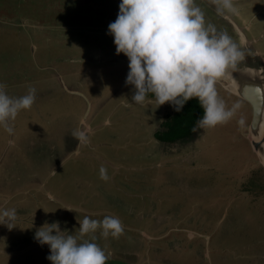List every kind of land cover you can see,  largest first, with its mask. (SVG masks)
Wrapping results in <instances>:
<instances>
[{
  "label": "rangeland",
  "instance_id": "1",
  "mask_svg": "<svg viewBox=\"0 0 264 264\" xmlns=\"http://www.w3.org/2000/svg\"><path fill=\"white\" fill-rule=\"evenodd\" d=\"M119 3L120 0H0V84L5 85L4 91L11 97H19L27 93L25 89L37 87L38 84L29 81L35 62H41V70L46 67L47 72L61 77L64 82L65 75L77 72L90 101V111L83 117L85 123H81L83 118L79 123L77 120V129L81 123L83 135L89 133L86 127L90 126L93 114L98 116V123L105 122L101 130L106 132L107 125L111 127L119 113L131 115L128 123L132 128L136 127V132H144L147 136L153 134L155 129L160 128L167 111L166 104L158 106L155 102L151 108H147L145 105L155 98L149 93L142 105L133 102L136 111L133 115L132 110L108 99L111 93L108 89L116 87L115 78L119 73L113 62L120 57L123 61L121 69L128 66V58L117 55L115 45H112L113 49L100 50V47L112 41L108 25L115 21ZM244 3L247 12L248 9L249 13L254 11L250 8L251 2ZM195 4L201 6L206 17L215 15L213 0H195ZM210 7H213V12ZM92 32L96 36L94 41L82 40L79 49L73 47L75 39ZM250 49L255 51L252 46ZM248 60L254 66L261 63L262 58L253 55ZM236 63L242 64L240 61ZM65 79L68 80L67 77ZM42 88L47 89V84H43ZM64 88V85L55 87L52 93L57 94ZM104 90L107 92L100 100L92 99L89 94L97 96ZM218 95L227 108L233 109V116L227 122L210 128L214 133L204 135L203 132L189 147H182L176 142H160L157 138V141L146 146L148 152L144 153L142 138H139L127 140L138 152L129 157L119 154L122 151L119 143H124L123 139L115 144L114 139L102 143L101 137H96L92 141L97 146L91 148L93 143L68 130L56 133L51 138L55 148L64 140L58 149H54L53 155L44 152L35 153L34 156L31 150L26 151L27 156H34L31 159L34 165L29 170L35 172L53 168L56 163L54 155L59 157L64 146L71 141L76 140L84 145L80 153L83 157L70 156L67 162L76 171L71 173L69 182L85 179V198L79 199L80 194L72 197L76 207H68L64 216L57 215L48 224L59 221L66 235L79 236L78 221L85 217L95 220H102L105 216L118 217L123 231L117 237L105 238L98 228L79 238L80 242L92 241L100 247L109 242L112 249H104L108 256L106 264H145V259L149 262L147 244L141 249L145 257H134L145 237L153 245H158V250H155L156 246L153 249L156 260L161 264H168L170 260L172 264L177 261L183 264H264V252H261L264 249V167L259 165L257 158L255 161L256 154L248 140L251 105L244 99L232 97L229 101L230 96L223 93ZM41 97H46V93L36 89L35 101ZM129 104L132 105L131 102ZM48 107L56 127L64 118L75 121L73 116L67 118L62 98L60 102L53 99ZM25 112L22 110L17 116ZM92 119L95 118L92 116ZM10 123L15 125V122ZM1 128L4 129L0 127V131ZM116 130H121V127L116 126ZM108 135L110 139L113 138L111 134ZM7 138L2 137L0 132V140H9ZM159 155H163V158ZM254 165L258 167L249 172ZM156 167L162 170H154ZM102 168L108 176L107 180L101 179ZM23 170L26 171L25 168ZM249 183L254 190L249 188ZM30 185L26 184L25 188ZM38 192L45 195L40 197L41 202L46 199L54 205L43 190ZM198 194L201 200L196 202L194 196ZM37 199L39 201V197ZM93 205L100 210L91 211ZM196 211L197 218L209 211V223L203 225L202 220L199 223L188 222ZM44 213L47 214L48 210L45 209ZM69 215H72L70 219ZM30 220L26 221V225ZM35 227L39 228L37 221ZM9 238L16 244L21 235L14 234ZM45 246L39 244L38 248L25 256L2 252L0 264H52L47 259L49 246ZM122 250L124 254H119Z\"/></svg>",
  "mask_w": 264,
  "mask_h": 264
},
{
  "label": "clouds",
  "instance_id": "2",
  "mask_svg": "<svg viewBox=\"0 0 264 264\" xmlns=\"http://www.w3.org/2000/svg\"><path fill=\"white\" fill-rule=\"evenodd\" d=\"M218 15L236 14L233 0H213ZM119 12L108 25L116 54L123 53L129 61L126 85L134 88L132 101L142 105L151 93L156 103L168 102L180 112L185 103L197 98L203 115L195 127L210 129L227 122L233 109L219 97L216 83L230 66L244 58V52L227 32L205 23V15L195 0H120ZM0 84V127L11 134L13 121L22 110L29 109L36 98V89L11 97ZM82 137L81 133H74ZM101 179L107 180L101 169ZM16 210L0 211V224L10 225ZM79 222V236L65 234L60 222L45 223L34 234L41 245H48L47 259L52 264H106L104 249L80 237L101 229L103 237H117L122 231L118 217L102 220L85 217Z\"/></svg>",
  "mask_w": 264,
  "mask_h": 264
},
{
  "label": "crops",
  "instance_id": "3",
  "mask_svg": "<svg viewBox=\"0 0 264 264\" xmlns=\"http://www.w3.org/2000/svg\"><path fill=\"white\" fill-rule=\"evenodd\" d=\"M71 73V72H69ZM67 77L68 80L65 79ZM64 81H61V77L54 75L51 72L47 71H36L33 73V78L31 79V83L38 84L37 87H34L37 90H41L42 93H46L48 97L50 98L53 95L59 96L62 98L65 102H68L69 106L72 108V116L75 118V121L70 122L68 119L64 118L61 119L60 125L56 127L55 122L51 119V114L49 112V103L50 101L46 98L47 102H45L44 108H43V114L38 110L37 105L30 108L31 114L27 117L28 120L24 118V114L20 117H23L20 119V117L16 116L17 125L15 135L13 133L9 134L4 129L1 128V136L3 137V134L7 133L9 140H0V160H4L2 162H8L9 169L3 170V167L0 166V180L5 179V181L2 182V185H10L12 189H14L13 194H4L2 190H0V211H3L4 209H15L16 210V218L10 225L7 226V224H0V256L2 255V252H5L10 255H27L34 249L39 247V244L33 235V238L29 240L27 243H23L22 240L25 236V232H29L31 235L32 232L30 229H35L36 231L44 226L45 223L52 220V218H55L57 215L64 216V213L66 214V211L68 210V207H76L75 204H73L75 199L71 196H65L60 191H57L55 187V183H60L58 181L59 172L64 173H75V171H65L64 166L67 162V159L70 156H77V157H83L80 153L84 147L83 143L78 141H71L68 146H64L63 153L61 155L56 156L54 155V159L56 160V163L53 168L49 170H37L35 172L30 171L29 168L34 165V160L31 161L32 157L34 158L35 153H44L53 155L55 153L54 149H58L59 146L64 142L62 140L55 148V145L51 143V138L59 132L64 133L65 131H70V133H81L82 138L86 142L93 143V145L97 146L96 143H94L92 140L96 137H101L102 133V127L105 126V122L98 123L99 131H91L88 134L83 135V132H81V123L80 126L77 129L78 123L81 121L83 117H86L89 113L88 109V95L86 92V87H78L79 85V73L74 72L73 75H65ZM47 84V89H43L42 85ZM61 85H64L65 88L62 90H59L57 94H53L52 90L53 88L57 87L59 88ZM78 92H83L86 96L83 97L79 95ZM41 99V98H40ZM39 99V100H40ZM45 101V100H43ZM35 104V102H34ZM133 105V104H132ZM134 108H131V110ZM130 110V111H131ZM135 110L133 111V115H135ZM130 114H128L129 117ZM93 117H96V114L92 115ZM92 116L90 119L92 120ZM78 120V123H77ZM43 121V122H42ZM11 122V121H10ZM24 122V123H21ZM39 128V130L37 129ZM133 132L135 134L136 127L133 126ZM21 133H23V136L21 137ZM39 133V134H37ZM139 138H142L141 133L136 132ZM87 135H89L87 137ZM114 135H119L118 138H114L115 144L116 141L123 138L121 136V133L119 131H114ZM150 135V134H149ZM155 132L150 135L149 138H147V141L153 142L155 141L156 137L154 136ZM106 140V139H105ZM157 140V139H156ZM75 142V143H74ZM104 141L102 140V143ZM74 145L75 147L70 150V146ZM122 151L119 153L122 156H132L135 154H138L136 151L130 149V148H123L121 147ZM123 149L125 150L123 152ZM31 150L32 154L34 156H27L25 154L26 151ZM116 154V151L113 150ZM54 152V153H53ZM87 156V154H86ZM160 158H163V155H159ZM29 159V160H27ZM1 162V164H2ZM4 164V163H3ZM23 168L26 169V171L23 170ZM154 170H162L161 167H156ZM2 172H5L2 174ZM40 175V176H35ZM32 180V181H31ZM57 180V182H55ZM76 179L73 182H71V186L73 188V192L78 195L80 193V198H85L84 195V183L85 179L82 178L83 185L82 187L79 186ZM31 183L29 187L31 188H25L26 184ZM61 184V183H60ZM64 185H66L64 183ZM46 189V190H45ZM39 190H43L44 193H46L50 198L52 197L54 193L55 202L54 205H51L46 199L44 202L40 201V197H45L43 193L38 192ZM53 191V193H52ZM39 197V201L38 198ZM72 203V204H71ZM71 204V205H70ZM70 205V206H69ZM66 206V207H65ZM40 207L41 210H40ZM105 208V205H104ZM47 209L48 213L45 214L44 210ZM100 208L96 206H91V211L97 212ZM42 211V212H41ZM117 213V211H115ZM84 215V213H81ZM33 215L39 216V220L36 219L37 224L39 225V228L35 227V224L31 223L32 220L28 221V225H26V221L29 220ZM67 216V215H66ZM72 215L68 216V219H70ZM80 219L79 216H76ZM75 217V218H76ZM84 218V216H83ZM41 219V221H40ZM41 223V224H40ZM42 225V226H41ZM17 232V233H16ZM14 234H20L21 238L20 240H16V244L13 243V240H10V236H13ZM100 237V236H99ZM107 244L105 246H101L102 249H107L108 247L112 249ZM190 243V242H189ZM144 244H147L149 247V253L150 258L149 262L145 259V264H161L156 260V255L153 249V246L155 247V250H158V245H153L147 237H145V240L141 244V246L138 248V250L134 253L135 256H144V253L141 252V249L143 248ZM48 245L45 246V248ZM151 249V250H150ZM124 250L120 251L119 254H124ZM182 260V259H181ZM180 260V261H181ZM183 261V260H182ZM173 261L170 260L168 264H172ZM179 264L175 262V264ZM183 264V262L181 263Z\"/></svg>",
  "mask_w": 264,
  "mask_h": 264
},
{
  "label": "flooded vegetation",
  "instance_id": "4",
  "mask_svg": "<svg viewBox=\"0 0 264 264\" xmlns=\"http://www.w3.org/2000/svg\"><path fill=\"white\" fill-rule=\"evenodd\" d=\"M245 1H247V3L251 2L250 8L253 9L254 11H251L249 13V9H248V12H247L246 3H244ZM233 3H234V5H236V8H237L236 14L229 13V14H226L224 16H221V15L217 14L216 9H215V15H212L211 17H206L207 15H205V23H206V25L207 24L214 25L216 30H217V34H219L220 32H227V34L232 38V40L235 43H237V45L240 47V49L244 52V54H245L244 58H245L247 64L251 65V63L248 60L249 56L252 57L253 55L254 56L257 55L259 58H262V60H261V63L255 64L254 66L264 68V0H233ZM197 6H199L201 8L200 5H197ZM210 8H211V11L213 12L214 11L213 7H210ZM244 9H246V11ZM237 16H239V17H237ZM20 25H21V23H20ZM95 25H97V24H95ZM86 28H87V26H86ZM87 34L80 36L77 39H75L73 47L79 49V44L82 40L89 41V42H92L91 40L94 41V37L96 38V36H93L94 32L90 33L92 35V37H90L91 35L89 33H87ZM111 39H112V41L111 42L108 41V44L105 47H100V50L113 49L112 45H114V42H113L114 38H111ZM249 44L252 47H254L255 51H252L250 49L251 46ZM27 45H25L26 49H27ZM30 45H31V41H30ZM101 52L103 53V56H105V53L103 51H101ZM121 55H124V54L121 53ZM121 55H119V56H121ZM244 58L242 59V61L244 60ZM250 60L256 61L254 58H250ZM40 64H41V62H39V64H37V62H35V69H34L33 73H35L36 71H39V72L47 71L45 69L46 67H44L41 70L39 68ZM113 64H114V68L119 70V73L117 74V77L115 78L117 80L116 87L108 89L111 91L108 99H112L119 106H125V108H128L129 110H131L133 105H130L129 102H131V104H133L132 95L134 94V88H133V86L126 85V83H125L129 68H128V66H123L121 69V65L123 64V61L120 60V57H117L116 60L113 62ZM113 64H112V66H113ZM128 64H129V61H128ZM235 64L241 65L239 63H235ZM52 65H54V62L52 63ZM251 66H253V65H251ZM110 68H108V69H110ZM28 73L30 74V73H32V71H28ZM33 73L31 74V77L29 78V80L33 78ZM25 78L26 77H24V79ZM221 79L224 82H226L224 80V78H221ZM22 80H23V78L20 77V82H22ZM216 87H218V90H217L218 93H223V94L230 96L229 101L231 100L232 97L240 98L237 95H235L232 91L228 90L227 88H225L223 85H221L218 82L216 83ZM106 92H107V90H104L103 92H100V94L97 96H94L91 93H89V94L91 95L92 99L100 100L101 96L105 95ZM44 98L48 99L49 97L46 95V97H44ZM46 99H43V97H42L40 100L35 101V105H32L30 108L37 105L38 110L43 114V108H44L45 102H47ZM53 99H57L59 102L61 101V98L59 96H56V95L51 96L48 100L50 101V103H53ZM149 99H150V97H149ZM43 100H45V101H43ZM155 102L156 101L154 98L148 103V105H145V106L147 108H151V106L154 105ZM165 104L166 103H164V105ZM166 107H167V105H166ZM30 108L26 109V112L23 115L26 120H28L27 117L30 116V114H31ZM64 108H65V111L67 113V118L71 117L73 113H72V108L69 106L68 102H65ZM133 111H134V109H132V112ZM135 113H136V111H135ZM166 113H167V111L164 114H166ZM125 115H126V117H124ZM93 118H95V119L94 120L92 119V121H90L91 122L90 126L86 127V128H88L87 131H89V132L99 131V127H98V123H97L98 116L93 117ZM129 119H131V115H129V117H128V114L119 113L117 115L116 120L113 122L112 126L110 127V125H107V127H108L107 131L106 132L102 131V133L100 135L101 139L103 141H107V140H113L114 138H118L119 135H114V131H119L121 133V136L123 137L121 139L124 140V143H122V144L119 143V141H121V139L116 141L119 143L120 148L121 147L130 148V149L136 151L132 146V142H127V140L135 141V140L139 139V137H138L139 134H137L136 132L134 134V132L132 130L133 128L128 123ZM11 122H13V121H11ZM14 122H15V124H18L16 119ZM11 124L12 123H10V125ZM116 126H120L121 130H116ZM11 127L13 128L12 133L15 135L16 126L14 127L11 125ZM37 129L39 130V128H37ZM156 130L157 129H155L154 132H156ZM212 133H214L213 129H206V134H204V135H209ZM108 134H111L113 136V138L110 139ZM140 135H142L141 143L144 145V146H142V150L144 153H147L148 150H147L146 146L149 143H153L157 140L155 139V141H153V142L147 141V138H149L151 134L149 136H147L146 133L142 132ZM7 136H8L7 133L3 134V137L7 138ZM143 140H146V141L144 142ZM94 146L95 145H92L91 148H93ZM70 165H71V163H66L63 169H65V171H75L73 169V167H71ZM85 171L87 172V169H85ZM70 175H71V173L62 174L59 172L60 177H58V181L61 184L55 183V187H56L57 191H60L65 196H69V195L71 196V193H72V197H74L76 194L73 192L71 182L68 181V179L70 178ZM55 182H57V180H55ZM77 182L78 183H76V184H78L79 186L82 187V185H83L82 178H79V180ZM64 183L66 185H64ZM52 193H53V191H52ZM79 194L80 193H78V195ZM53 195H54V193H53ZM53 195L51 198L47 195L50 202H55V197ZM200 200H201L200 194L195 196L196 202L197 201L199 202ZM212 206H214V205H212ZM112 207L113 206H111V204H110V208H112ZM197 207H199V204L197 205ZM196 215H197V211L194 213V216H196ZM207 216H209V211H207L206 214H203L202 217L207 218ZM26 233L27 232H25V235H27ZM261 252H264V249H261Z\"/></svg>",
  "mask_w": 264,
  "mask_h": 264
},
{
  "label": "water",
  "instance_id": "5",
  "mask_svg": "<svg viewBox=\"0 0 264 264\" xmlns=\"http://www.w3.org/2000/svg\"><path fill=\"white\" fill-rule=\"evenodd\" d=\"M239 61L242 62L241 65L234 64L228 68L223 77L226 82L221 79L218 83L251 105L252 118L248 126V140L264 167V68L251 66L244 60ZM76 93L86 98L83 92ZM88 107L90 108L89 99ZM81 123H85L84 118Z\"/></svg>",
  "mask_w": 264,
  "mask_h": 264
},
{
  "label": "trees",
  "instance_id": "6",
  "mask_svg": "<svg viewBox=\"0 0 264 264\" xmlns=\"http://www.w3.org/2000/svg\"><path fill=\"white\" fill-rule=\"evenodd\" d=\"M80 48H81V46H80ZM96 60H98V58ZM79 81L80 82H79L78 87H82V86L84 87V83L82 82V80H79ZM31 82H32V80H31ZM23 84H24V82H21V85H23ZM31 84H35V83H31ZM25 90H28V89H25ZM166 105H167V113L165 114L164 118L161 121L160 128L157 129L155 132V137H156V139L157 138L159 139L158 141H160V142H176V143H180L182 147H189V145L194 141V139L196 137L199 138L203 132H204L203 134H206L205 128L195 127V130H194L195 121L197 119H199L200 117H202V115H203V109L200 107L197 98H192V99L188 100L180 112L175 111L174 106L172 104L166 102ZM14 121H15V119L13 120V122ZM15 125H17V124H15ZM37 134H39V133H37ZM22 136H23V133H21V137ZM74 141L76 142V140H74ZM74 147H75L74 145H71L70 150H72ZM177 147H178V145H177ZM254 158L256 161L257 156L255 157V155H254ZM2 161H4V160H0V166L3 167L4 171L8 170L9 169L8 162H2ZM1 162H2V164H1ZM257 162H258V159H257ZM259 165L262 166L261 164H259ZM257 167L258 166H256V165H254V167L251 166L249 172L253 171ZM4 173L5 172H2V174H4ZM3 181H5V179L0 180V190H2L4 194H13L15 190L12 189V187H10V185H6V186L2 185ZM248 186L250 189L254 190V188L252 187L253 185L251 186V184H250ZM194 199H195V196H194ZM196 216H194V214H193L191 216V219L188 222L195 221V222L199 223V220H202L203 223H201V224H203V225H206L209 223V218H203V217L197 218ZM39 218H40L39 216L33 215L30 219L32 220V223L35 224L36 219H39ZM211 219L213 220V218H211ZM47 223H49V222H47ZM30 231L32 232V234L30 235L27 232L26 233L27 235H25L23 240H22V242L24 244L27 243L29 240H31V238H33V235L36 232L35 229H30ZM124 264H129V263H124Z\"/></svg>",
  "mask_w": 264,
  "mask_h": 264
}]
</instances>
